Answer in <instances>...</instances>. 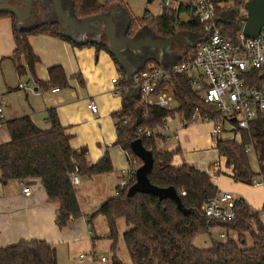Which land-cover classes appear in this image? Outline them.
<instances>
[{
	"label": "trees",
	"instance_id": "16d2710c",
	"mask_svg": "<svg viewBox=\"0 0 264 264\" xmlns=\"http://www.w3.org/2000/svg\"><path fill=\"white\" fill-rule=\"evenodd\" d=\"M23 1L25 0H22V5L18 7H23ZM39 1L34 2L33 9ZM10 2L16 3L14 0ZM212 2L216 21L224 18V21H217L218 26L226 35L235 37L240 32L237 22L246 14L247 0ZM61 3L64 11L78 20L96 14H113L115 21L120 20L122 18L116 12L117 8L129 13L128 5L123 0H61ZM50 8L55 12L52 0ZM180 9L191 11L192 16L188 21L176 23L175 10L167 6H164L163 13L159 16L146 13L142 18H136L129 16V13L121 32L136 40L151 37V33L153 37L161 39L177 33L189 34L193 41L204 37V24L195 16L189 4H182ZM3 16L12 19L16 48L11 58L18 73L30 74L40 88L66 87L68 77L62 65L50 67L49 79L46 81L37 77L36 65L40 58L30 42L33 35L49 34L80 47L93 45L111 53L108 40L106 43L100 39L103 32L97 37L77 40L66 31L64 23L58 17L27 26L25 21L20 23L12 13L0 12V17ZM195 49L196 47L186 44L179 58L166 64H163L158 54L148 46L143 48V52L136 54V58L128 56V59L133 64H140L136 67L138 73L152 66L171 67L189 59ZM112 56L119 63L113 54ZM120 70L126 82V70L121 64ZM258 82H264V75H258ZM170 88L178 102V106L173 109L158 105L140 107L142 95L135 90L123 96L122 107L113 113L117 128L115 145L120 146L136 161L134 167L137 169L142 165V160L131 149V142L141 138L145 148L151 150L154 155L150 181L159 187H175L181 197V204L189 213L184 214L176 201L170 198L161 200L153 193H130L129 189L135 181L132 182L120 196L113 195L108 198L89 217L91 220L96 214H102L106 220L109 237L113 241L110 264H127L118 256L120 218H123L126 224L123 239L131 257L130 264H264V206L257 210L242 197H236V216L232 221L222 222L210 218L203 206L220 191L212 181L210 172L189 163L175 165V151L158 149V139L162 137L159 133L148 135L139 132V128L157 130L176 114L190 118L196 110L202 113L208 110L213 115L217 112L214 105L199 98L186 76H176L170 83ZM48 120L51 127L47 129L38 126L29 115L6 122L11 139L0 143V170L5 183L13 179L39 178L48 199L58 205L55 223L63 230L71 220L84 214L71 175L76 172L79 176L91 177L108 173L113 170V164L107 152L97 162L90 163L85 147L74 148L71 145L73 134L61 123L55 109L49 111ZM215 147L219 155L226 159L227 167L232 168L234 181L251 185L257 179L264 181V112L251 121L248 130L242 131L241 141L220 138L215 142ZM248 147L253 148L258 170L252 167ZM216 227L223 229L225 240L212 239L211 245L206 248H199L194 244L196 236L210 233L211 229ZM0 264H58L57 247L42 239L21 240L0 247Z\"/></svg>",
	"mask_w": 264,
	"mask_h": 264
},
{
	"label": "crops",
	"instance_id": "0c3cea01",
	"mask_svg": "<svg viewBox=\"0 0 264 264\" xmlns=\"http://www.w3.org/2000/svg\"><path fill=\"white\" fill-rule=\"evenodd\" d=\"M14 1L17 6L22 5V0ZM189 1L161 0L155 12L152 13L146 9L143 15L146 13L161 15L164 6H167L175 10L177 20L188 21L192 16L191 11L180 9V6L188 5ZM50 3L51 0H40L33 9L32 16L44 17L46 14H51ZM129 7L128 5V12L135 14ZM116 12L119 15L124 13L127 16L128 14L121 8H117ZM120 20L115 21L117 35L126 25L125 22L119 28ZM96 21L97 24L100 23ZM91 27L98 29V25ZM78 35L81 40L88 38L87 34L82 37V34L78 32ZM30 42L40 58L36 65L37 77L46 81L49 79V68L62 65L68 77V86L40 88L30 74L18 73L11 58L16 48L12 19L9 16L0 17V108L2 110L0 143L11 139L6 123L8 120L29 115L38 126L47 129L51 127L48 120L49 111L55 109L61 123L67 127L69 133L73 134L71 145L77 149L85 147L90 163L97 162L107 152L111 158L113 170L91 177L79 176L80 181L75 184L78 191L80 192L83 187L89 195L98 196L96 200H93L95 211L88 210L93 204L87 206L80 204L84 212L83 216L71 220L63 230H60L55 223L58 205L48 199L39 178L13 179L5 183L0 170V247L15 244L21 240L42 239L57 247L58 258L60 250L63 251L68 246V251L71 252L72 245L77 249L76 258L79 261L89 257L93 264H107L108 257L104 256L107 259L106 262L102 261L103 256L98 258L96 238L101 237L113 242L109 237V229L101 224L96 225L94 217L91 220L89 217L114 195L113 193L105 195L106 193L103 192L105 189H111L114 192L123 175V170L128 166L127 153L120 146L115 145L117 128L113 113L122 107L123 101V97L114 94L115 81L120 73L119 63L106 49H97L93 45L80 47L49 34L33 35L30 37ZM169 52L166 51V53ZM21 82L27 83L28 86L20 87ZM91 100L98 105L97 112L88 107ZM167 125L169 135L160 137L157 145L161 151L176 152L173 161L175 165L189 163L201 170H207L220 190L242 197L254 209L263 208L264 186L234 181L232 168L227 167L226 159L219 155L210 135L212 129L210 122L184 125L180 116L176 114L175 117L167 120ZM175 132L178 138L174 137ZM178 149L180 152H177ZM250 158L252 167L258 170L257 159L253 152L250 153ZM21 181L30 186L29 196L24 194ZM222 232L223 230L220 233ZM86 247L90 253L81 252Z\"/></svg>",
	"mask_w": 264,
	"mask_h": 264
},
{
	"label": "built area",
	"instance_id": "2783aa9c",
	"mask_svg": "<svg viewBox=\"0 0 264 264\" xmlns=\"http://www.w3.org/2000/svg\"><path fill=\"white\" fill-rule=\"evenodd\" d=\"M189 6L204 24L206 32L204 40L197 44L193 56L168 68L152 66L148 70L135 72L132 81L127 78L125 82L120 70L115 81L114 94L123 97L135 90L142 95L140 107L158 105L173 109L178 106V102L171 91L170 83L176 76H186L199 98L214 105L217 112L213 115L208 110L203 113L196 110L190 118L177 114L182 123L186 125L210 122V135L214 143L220 138L241 141L242 131L248 130L251 121L264 112V82H258V75H264V27L255 38L246 37L242 31L231 37L218 26L213 15L212 0H190ZM175 22L180 21L175 18ZM118 68L120 69V64ZM26 86L27 83H20V87ZM88 107L94 112L98 111V105L93 100L88 103ZM1 111L0 108V114ZM167 129L166 122L157 130L139 128V132L148 135L159 133L162 137H167ZM174 137L178 138L177 132ZM247 151L252 153L253 148L248 147ZM134 164L136 161L128 155V166L123 170L114 195L120 196L123 190L136 181L137 169ZM71 179L74 184L80 181L76 172L71 175ZM253 184L264 186V181L257 179ZM21 187L26 196L31 194L30 186L24 181H21ZM182 193L185 194V191ZM235 199L236 196L232 193L220 190L204 204L203 210L210 218L222 222L232 221L236 216ZM220 235L226 236L224 232ZM102 261L106 262V257L103 256Z\"/></svg>",
	"mask_w": 264,
	"mask_h": 264
},
{
	"label": "water",
	"instance_id": "95a60500",
	"mask_svg": "<svg viewBox=\"0 0 264 264\" xmlns=\"http://www.w3.org/2000/svg\"><path fill=\"white\" fill-rule=\"evenodd\" d=\"M36 0H25L22 8L16 4L10 2V0L0 1V12H8L14 14L20 23L29 19L33 13L34 2ZM52 7L54 8L57 17L64 23L69 25L72 30H76L85 37L89 31L95 30L90 26V23L94 20H98L97 33L101 35L103 24L106 29V37L110 45L111 53L117 58L119 63L125 68L127 78L132 81L133 74L136 72V68L133 63L124 55L126 48L133 50L134 52L140 51L141 47L149 46L152 49L160 51V58H162L163 52L169 51L170 46L177 39L183 40L188 45L196 47L197 44L204 40L203 37L197 39L193 43H189V37L181 33H177L165 39H134L128 35L118 36L116 34L115 18L111 14H96L86 17L82 20H78L71 17L62 7L61 0H52ZM224 21V18L218 19ZM217 20V21H218ZM237 26L242 33L248 38H255L260 34L261 29L264 27V0H247L246 2V14L242 16L237 22ZM131 149L142 160V165L136 170V181L130 187V193L143 192L153 193L161 200L170 198L178 204V208L183 211L184 214H188L189 210L181 204V197L177 190L173 186L159 187L149 179V174L152 172L154 165V155L151 150L145 148L142 143V139L138 138L131 142Z\"/></svg>",
	"mask_w": 264,
	"mask_h": 264
},
{
	"label": "rangeland",
	"instance_id": "374dc122",
	"mask_svg": "<svg viewBox=\"0 0 264 264\" xmlns=\"http://www.w3.org/2000/svg\"><path fill=\"white\" fill-rule=\"evenodd\" d=\"M102 1L105 2V0H102ZM123 1L128 3V5L130 6L129 8H131V10L135 13V14L131 13V15H129V16L136 17V18H142L144 16L143 13L146 11V9H148L152 13L155 12L158 9V7H159V5L161 3V0H152L151 2H149L148 0H123ZM168 1L169 2L170 1L179 2V1H182V0H168ZM127 16L124 13H122L120 15V17H122V19L120 21L121 25H119V28L125 22H127V18H128ZM157 16H159V15H157ZM55 18H57V15L55 14L54 11H51V14H46V16L44 15V17H41V16L37 17V15H34V17L32 16L30 19H28L25 24L28 26V25L40 23V22H43V21H46V20H52V19H55ZM90 25L93 26V27H96L98 24H97V21L94 20V21H92L90 23ZM102 28H103L102 29L103 33L101 35V38L100 37L99 38L101 39V41L107 43L105 26L103 25ZM65 29L74 38L76 37L78 40H81L78 37L79 36L78 32L76 30H72V28L69 25H65ZM146 35H148V34H146ZM183 35H186V36L189 37V34L188 35L187 34H183ZM93 37H95V36H93ZM145 38H148V39H153V38L154 39H161V38L153 37L152 33H151V37H149V36L143 37V39H145ZM192 41L193 40H191L190 43H193ZM195 41L196 40H194V42ZM185 45H186V43L183 40L177 39L175 42H173L171 44L170 49H169L170 52L167 55H165L163 58H161L160 61H162L163 64H166L168 62L176 61L179 58V56L182 54V52L184 51ZM145 47H147V46L141 47L140 50L145 48ZM133 66L136 68V67L140 66V64L139 63L138 64L134 63ZM172 105H174V103H172ZM75 187H76V185H75ZM76 190H77L78 199L80 200V204H82L83 206H87V205H92L93 204L88 210L91 211V212L95 211V205H94L95 202H93V200H96L98 198V196L97 195H89L87 193L88 191L83 189V187H81V191L80 192L78 191L77 188H76ZM115 190H116V188H115ZM115 190H114V192H112L113 190H111V189H109V190L105 189L103 193H106L105 195H111L112 193L115 194ZM98 195L100 197V194H98ZM104 197H106V196H104ZM262 218L264 220V211L262 212ZM94 219H95L94 222H95L96 225L101 224V225L105 226V228H108L106 220H105V218H104V216L102 214H96L94 216ZM118 224H119V226H118L119 227L118 256L125 263L130 264L131 263V257H130V254L128 252V249H127V247L125 245V242H124V239H123V232H124V230L126 228L124 219L120 218V220H118ZM222 230L223 229H221L219 227H216V228H212L210 233L199 234L198 236H196L194 238V244L197 247H199V248H206V247H209L211 245L212 239L225 240L226 236L222 237L220 235V232ZM97 231L100 234L99 230H97ZM96 241H97L96 242V248H97L96 250H97L98 258H100L101 256H106L109 259L107 264L111 263V259H112V255H113L112 254V249H111L112 242L109 239H105V238H101V237H97ZM68 250H69L68 246H66L63 251L60 250L61 251L60 252V257L58 258L59 259V261H58L59 264H93L91 258H89V257L87 259L83 260V261H79L78 258H76V255H77L76 247L71 245V249H70L71 252H69ZM81 252L90 253V250L87 249V247H86L85 250H82ZM78 253H80V251ZM99 264H102V263H99Z\"/></svg>",
	"mask_w": 264,
	"mask_h": 264
},
{
	"label": "flooded vegetation",
	"instance_id": "af4514ba",
	"mask_svg": "<svg viewBox=\"0 0 264 264\" xmlns=\"http://www.w3.org/2000/svg\"><path fill=\"white\" fill-rule=\"evenodd\" d=\"M97 35H98V33H97V30L95 29V30H93V31H89L88 33H87V37H93V36H95V37H97ZM121 35H126V33L125 32H121V33H118V36H121ZM138 39H143V38H138ZM154 39V38H153ZM190 39V38H189ZM190 41H191V39H190ZM190 41H189V43H190ZM192 42H194V41H192ZM152 51H155L157 54H158V56L160 57V51L159 50H157V49H152L151 47H149ZM141 52H143V49H141L140 51H138V52H134L133 50H131V49H129V48H126L125 49V51L123 52L124 53V55L128 58V56L129 57H132V58H136V54H139V53H141ZM166 53V51L164 50V52H163V55H162V58H163V56H164V54Z\"/></svg>",
	"mask_w": 264,
	"mask_h": 264
}]
</instances>
